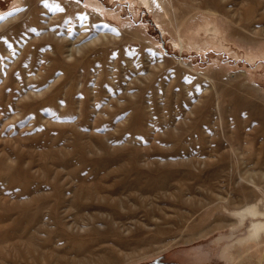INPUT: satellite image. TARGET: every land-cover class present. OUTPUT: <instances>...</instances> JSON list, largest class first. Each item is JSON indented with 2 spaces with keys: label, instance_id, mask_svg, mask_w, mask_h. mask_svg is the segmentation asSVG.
Wrapping results in <instances>:
<instances>
[{
  "label": "rangeland",
  "instance_id": "obj_1",
  "mask_svg": "<svg viewBox=\"0 0 264 264\" xmlns=\"http://www.w3.org/2000/svg\"><path fill=\"white\" fill-rule=\"evenodd\" d=\"M140 1L0 0V264H264V0Z\"/></svg>",
  "mask_w": 264,
  "mask_h": 264
},
{
  "label": "bare ground",
  "instance_id": "obj_2",
  "mask_svg": "<svg viewBox=\"0 0 264 264\" xmlns=\"http://www.w3.org/2000/svg\"><path fill=\"white\" fill-rule=\"evenodd\" d=\"M140 2H144V4L145 5H147V7L149 8V9H153L152 7V3H151V0H141ZM15 15L16 14H14L13 16H11V17H8L7 19H5V20H0V24H2L3 22H5L4 24H6V22L7 21H9L12 17H15ZM18 15V14H17ZM16 15V16H17ZM16 18V17H15ZM159 21H161V20H159ZM42 22V21H41ZM44 23V22H43ZM47 23V22H46ZM208 23H210V20L208 21ZM48 24V23H47ZM161 25V26H160ZM160 25H159V27H163V25H162V21L160 22ZM43 26H44V28L46 27L44 24H43ZM47 26H49V25H47ZM164 28V27H163ZM30 29V28H29ZM210 29L211 30H213V31H215V32H218V25L217 24H213L211 27H210ZM31 36V35H30ZM34 37H32L31 39H33ZM29 40H30V38H29ZM9 84V83H8ZM10 86H12L11 85V83L9 84ZM6 86V85H5ZM8 86V85H7ZM1 87V86H0ZM11 88H13V87H11ZM0 90H2V88L0 89ZM4 90V89H3ZM10 90V89H9ZM15 89L13 88V90L12 91H14ZM1 92V91H0ZM3 92H5V91H3ZM11 93H15V95H16V92H11ZM12 95V94H11ZM0 96H2V93H1V95ZM6 96V95H5ZM14 96V95H13ZM17 96V95H16ZM16 96H15V98H16ZM2 99V98H1ZM96 99V98H95ZM18 100V99H17ZM12 101H14L15 102V100L13 99ZM7 102H8V100H7ZM19 102V101H18ZM82 102V101H81ZM94 102H95V100H94ZM101 101H99V103H100ZM12 103V102H11ZM10 105H13V104H10ZM37 106V105H36ZM36 106H34V107H36ZM193 106H194V104H193ZM207 107V106H206ZM205 107V108H206ZM37 108V107H36ZM39 108V107H38ZM83 108H85V107H83ZM86 109V108H85ZM192 109H193V107H192ZM1 111H3L2 109H1ZM6 111V110H5ZM84 111V110H83ZM201 111H202V109H201ZM206 110H203L202 112H205ZM4 112V111H3ZM3 112H1V113H3ZM93 112V111H92ZM194 112H195V110H194ZM203 114V113H202ZM202 114L200 115L199 114V116L201 117L202 116ZM1 115V114H0ZM204 116V115H203ZM202 116V117H203ZM200 117H198L200 120H201V118ZM209 117V116H208ZM205 118V117H204ZM203 118V119H204ZM205 120V119H204ZM240 120V119H239ZM196 121H198V119L196 120ZM196 123H198V122H196ZM207 123V122H206ZM210 123V122H209ZM212 123V122H211ZM215 123V122H214ZM213 123V124H214ZM15 124V123H14ZM195 124V123H194ZM205 124V123H204ZM203 124V125H204ZM208 124V123H207ZM241 123H239L238 125H240ZM244 124V123H243ZM215 125V124H214ZM197 126H198V124H197ZM208 126V125H207ZM255 126V125H254ZM203 127V126H202ZM213 127V126H212ZM215 127V126H214ZM239 127V126H238ZM225 128H227V127H225ZM231 128V127H230ZM254 128V127H253ZM233 129V128H232ZM231 129V130H232ZM235 129H238V128H236L235 127ZM207 130V129H206ZM229 130V129H228ZM231 130H229V131H231ZM250 130V129H249ZM255 130V129H254ZM208 131V130H207ZM210 131V130H209ZM245 131H248V130H244V132ZM253 130L251 129L250 130V132H252ZM210 133V132H209ZM215 133H216V131H215ZM235 133H237V131H235ZM239 133V132H238ZM214 134V133H213ZM213 134H212V136H213ZM232 134V133H231ZM246 134V133H245ZM215 135V134H214ZM242 135V134H241ZM34 137H37V136H34ZM34 137H33V139H34ZM52 137V136H51ZM227 137H228V135H227ZM236 137V136H235ZM241 138V137H240ZM14 140V139H13ZM30 140H31V138H30ZM42 140V139H41ZM243 140V139H242ZM15 141V140H14ZM24 141H26V140H24ZM33 141V140H32ZM31 141V142H32ZM37 141V140H36ZM51 141V140H50ZM217 141H218V139H217ZM222 141V140H221ZM221 141H219V142H221ZM234 141V140H233ZM12 141L10 140V143H11ZM15 142H17V140L15 141ZM27 142V141H26ZM30 142V143H31ZM41 142V141H40ZM46 142V141H45ZM5 143V142H4ZM30 143H27V144H30ZM33 143V142H32ZM238 142H236V144H237ZM1 144V143H0ZM9 144V143H8ZM11 144H13V143H11ZM17 144H18V142H17ZM20 144V143H19ZM23 144H24V142H23ZM26 144V143H25ZM38 144H39V142H38ZM55 144V143H54ZM221 144V143H220ZM18 146V145H17ZM30 146V145H29ZM28 146V147H29ZM50 146V145H49ZM220 146V145H219ZM11 147H12V145H11ZM23 147V146H22ZM34 147V146H33ZM36 147V146H35ZM46 147V146H45ZM24 148H26V147H23V149ZM30 148H31V146H30ZM30 148H29V150H30ZM59 148V147H58ZM1 149V148H0ZM15 149H16V147H15ZM18 149H19V147H18ZM18 149H16V152L18 153L19 151H17ZM27 149V148H26ZM33 149V148H32ZM43 149V148H42ZM53 149H55L56 150V148H53ZM20 150V149H19ZM47 150H48V148H47ZM61 150H62V148H61ZM15 151V150H14ZM26 151V150H25ZM32 151V150H31ZM35 151V150H34ZM38 151V150H37ZM40 152V151H39ZM54 152V151H53ZM0 153H2V152H0ZM10 153V152H9ZM23 154H25L26 152H22ZM18 154H20V153H18ZM27 155L29 154V156L32 154V153H26ZM39 154V153H38ZM52 154V153H51ZM0 155H2V158L4 157L5 158V156H3V154H0ZM9 155V154H8ZM12 155V154H11ZM35 155H36V153H35ZM58 155V154H57ZM10 156V155H9ZM15 156H16V154H15ZM25 156L26 155H24V158H25ZM31 156H33V155H31ZM51 156V155H50ZM7 157V156H6ZM11 157V156H10ZM21 157H23V156H20V160L22 159ZM63 157V156H62ZM8 158V157H7ZM6 158V163H7V159ZM12 158V157H11ZM27 158V157H26ZM25 158V159H26ZM34 158V157H33ZM25 159H24V161H25ZM30 159V158H29ZM0 160H1V158H0ZM13 160V159H12ZM14 161H16L15 159H14ZM23 161V163H24V165H25V162ZM39 161V160H38ZM61 161L63 162V161H65L64 159H61ZM11 162V161H10ZM29 163H30V161H28ZM32 162L33 161H31V163L30 164H32ZM4 163V162H3ZM20 163H22V162H20ZM9 164V163H8ZM12 164V166H13V168L11 167V168H8L9 167V165H11ZM11 164H9L8 165V167H7V170L8 169H13L14 170V165H13V163L11 162ZM14 164H16V162L14 163ZM17 165V164H16ZM27 165V164H26ZM26 165H25V168H26ZM40 165V164H39ZM216 165V164H215ZM212 166V170H213V168L214 167H216V166ZM0 166H1V164H0ZM21 165H19V167H20ZM29 166V165H28ZM31 166V165H30ZM42 166V165H41ZM2 167H3V165H2ZM5 167V166H4ZM24 167V166H23ZM6 168V167H5ZM39 168H40V166H39ZM43 168V167H42ZM217 168V167H216ZM216 168H215V170L214 171H216ZM38 169V168H37ZM36 169V170H37ZM24 170V169H23ZM34 170V169H33ZM218 170V169H217ZM15 171V170H14ZM13 171V172H14ZM213 171V172H214ZM8 172H9V170H8ZM19 172V171H18ZM17 173V172H16ZM23 174V173H22ZM217 175V174H216ZM216 175H214V176H216ZM25 176V175H24ZM167 177V176H166ZM161 181H163V179L161 180ZM158 182V181H157ZM160 182V181H159ZM165 182V181H164ZM163 182V183H164ZM50 183V182H49ZM162 183V182H161ZM153 184V183H152ZM158 184V183H157ZM150 185H151V183H150ZM155 186H156V183L154 184ZM163 185V184H162ZM97 187V186H96ZM112 187V186H111ZM118 187V186H117ZM116 187V188H117ZM151 187V186H150ZM95 188V187H94ZM115 188V187H114ZM113 188V189H114ZM160 188V187H159ZM112 189V188H111ZM242 190V189H241ZM247 190V189H246ZM95 191V190H94ZM118 191H119V189H118ZM46 192V191H45ZM48 192V191H47ZM113 192V191H112ZM111 192V193H112ZM117 192V191H116ZM36 195V194H35ZM111 195V194H110ZM2 196H3V194H2ZM24 196V195H23ZM109 196V195H108ZM110 197H112V196H110ZM118 197V196H117ZM11 198V197H10ZM0 199H1V197H0ZM3 200V199H2ZM12 200H14L13 198H12ZM16 200V199H15ZM23 200V199H22ZM29 200H30V197H29ZM31 201V200H30ZM30 201H28V202H30ZM35 201V200H34ZM3 202V201H2ZM8 202H10V199L8 200ZM24 202L25 203H27L26 201H25V199H24ZM14 203V202H13ZM21 203V202H20ZM0 204H1V202H0ZM5 204V203H4ZM4 204H3V206L2 207H4ZM7 204V203H6ZM105 204V203H104ZM14 205V204H13ZM22 205V204H21ZM24 205V204H23ZM22 205V206H23ZM20 207V206H19ZM34 207V206H33ZM257 207V206H256ZM255 206H251L250 205V207L248 206L247 208H245V209H242V210H239V211H235L234 213L236 214V216L237 217H239V221H240V224H244V222H245V219H246V215H247V213H250L252 216H254V215H258L259 214V212L257 211V208H256ZM32 208V207H31ZM4 210V209H3ZM3 210H1L0 209V211H2L3 212ZM23 210V209H22ZM11 211V210H10ZM26 211V210H25ZM18 212H20V211H18ZM17 213V212H16ZM234 213H233V215H234ZM257 218V217H256ZM19 220V219H18ZM12 221V220H11ZM12 223V222H11ZM235 223H233L232 225H234ZM236 226V225H235ZM239 226V225H238ZM249 226V228H248V233L245 235V236H240L237 240H236V242L238 243V244H241V243H244L245 241H248V240H258V238H261V235H262V233L264 232V221L263 220H252L251 221V223L248 225ZM4 228V227H3ZM234 229V228H233ZM232 229V230H233ZM236 229H237V227H236ZM231 230V231H232ZM235 230V229H234ZM234 232H236V231H234ZM233 233V232H232ZM227 236V235H226ZM228 236H230V235H228ZM227 236V237H228ZM231 237V236H230ZM219 240L221 241L222 240V237L220 238L219 237ZM231 240V239H230ZM233 244V243H232ZM233 245H231V243H228L227 245H225L224 246V248H223V254L222 255H224V257H226V258H228V256L230 257V256H232L233 255V250H231V247H232ZM233 248V247H232Z\"/></svg>",
  "mask_w": 264,
  "mask_h": 264
},
{
  "label": "snow or ice",
  "instance_id": "obj_3",
  "mask_svg": "<svg viewBox=\"0 0 264 264\" xmlns=\"http://www.w3.org/2000/svg\"><path fill=\"white\" fill-rule=\"evenodd\" d=\"M23 11H25V9H23V8H16V9H13L12 11H9V12L3 13V14H0V20H5L8 17L13 16L14 14L21 13ZM33 31H35V29H33Z\"/></svg>",
  "mask_w": 264,
  "mask_h": 264
},
{
  "label": "clouds",
  "instance_id": "obj_4",
  "mask_svg": "<svg viewBox=\"0 0 264 264\" xmlns=\"http://www.w3.org/2000/svg\"><path fill=\"white\" fill-rule=\"evenodd\" d=\"M19 17L18 18H16L14 21H13V23H15V22H19ZM4 27H6L5 25H0V30H3V28Z\"/></svg>",
  "mask_w": 264,
  "mask_h": 264
}]
</instances>
